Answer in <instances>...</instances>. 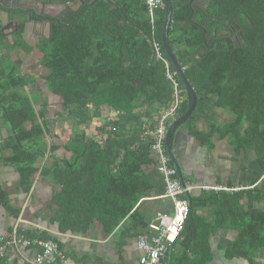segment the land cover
<instances>
[{"label":"trees","instance_id":"obj_1","mask_svg":"<svg viewBox=\"0 0 264 264\" xmlns=\"http://www.w3.org/2000/svg\"><path fill=\"white\" fill-rule=\"evenodd\" d=\"M201 1L206 11L194 8L195 0H171L169 43L197 94L196 109L181 127L202 143L215 135L229 137L235 152L254 150L264 157V0ZM165 14V9L157 13L154 36L165 62L154 55L146 0H96L93 11L81 12L64 30L54 25L40 51L39 66L49 70L42 78L47 89L61 99L76 127L99 120L105 110L113 114L97 128L100 140L81 132L63 146L49 145L48 103L37 92L35 77L23 75L12 57L16 50H31L21 39L6 41L0 27V166L17 173L16 189L24 195L31 193L37 177L59 189L52 197L57 212L50 223L62 234H84L98 222L107 236L120 231L138 238L151 217L140 202L151 195L162 207L160 202H170L162 199L166 184L150 135L162 115L157 119L152 113L171 107L174 95L168 73L176 71L162 45ZM239 15L250 34L247 46L236 49L220 43L221 23L210 18L234 20ZM176 79L183 90L178 119L188 111L191 95L178 75ZM215 110L226 111L230 120L219 124ZM200 121L208 124L207 133L197 130ZM253 192L255 196L191 192L193 212L161 264H208L210 238L226 228L239 231L227 249L229 261L264 264L258 260L264 251V210L242 204L245 199L248 206L264 201V179ZM0 208L15 220L21 213L1 182ZM169 211L159 208L158 214ZM18 235L59 245L46 232L19 227Z\"/></svg>","mask_w":264,"mask_h":264},{"label":"crops","instance_id":"obj_2","mask_svg":"<svg viewBox=\"0 0 264 264\" xmlns=\"http://www.w3.org/2000/svg\"><path fill=\"white\" fill-rule=\"evenodd\" d=\"M163 112L160 108L153 112L152 116L158 119ZM214 113L216 122L221 125L230 120L226 111L215 110ZM196 127L200 132H208V124L205 121L198 122ZM173 151L186 185L195 188L193 191L210 192L213 190L201 188L221 187L227 193L251 192L255 196L254 189L264 179V157H260L254 150L235 152L229 137L221 138L215 135L206 143H202L190 134L188 128L180 126L173 136ZM18 180L19 176L13 169L0 166V182L10 194L13 207L21 210L19 218L15 220L10 213L0 208V236L8 237L10 231L18 226L46 232L58 241L61 251L67 257L65 264H140L142 253L137 246L140 236L138 238L130 235L121 236L120 231L107 236L98 222H95L87 233L62 234L57 225L50 223L57 212L56 207L51 203L52 197L59 189L49 181H41L37 177L31 193L27 196L17 192ZM140 203H143L145 212L151 216L148 217L150 225L148 228L145 226L141 236H154L157 218L160 214L159 208L170 207L166 215L172 216L173 206L171 202H160L165 207L156 204L159 201L154 198V195L143 199ZM242 204L246 209L264 210V201L250 202L248 206L245 199ZM156 213L159 214L155 215ZM204 216H207V212ZM238 236L239 231L235 228L220 229L211 236L212 261L208 264H248L242 259L229 261L226 258L228 247ZM39 253L38 248L22 243L8 250L5 262L7 264H34ZM258 260L264 263V251L260 253Z\"/></svg>","mask_w":264,"mask_h":264},{"label":"built area","instance_id":"obj_3","mask_svg":"<svg viewBox=\"0 0 264 264\" xmlns=\"http://www.w3.org/2000/svg\"><path fill=\"white\" fill-rule=\"evenodd\" d=\"M148 18L152 26V46L154 55L157 60L164 61L161 45L154 40L155 21L157 13L165 9L163 0H146ZM167 66L169 64L167 63ZM177 73H168L174 85L173 103L171 107L165 110L159 117L158 128L150 133L153 137L151 145L153 153L160 161L159 172L163 176L166 190L162 199L169 200L174 208L172 216L162 214L157 218L156 234L154 236H140L137 242L138 249L141 251L140 264H161L163 258L167 254L169 248L174 245L180 238L186 222L190 215L189 204L186 193H191L193 189L189 185L183 188L177 176L174 166H171V160L166 151V134L169 123L174 121L177 112L182 104L183 90L176 79ZM203 190L223 191L221 187H203ZM18 227H15L8 237L0 236V264L6 260L9 249L19 244L36 247L40 253L35 258L34 264H65L67 257L61 251L59 245L52 241L28 240L18 235Z\"/></svg>","mask_w":264,"mask_h":264},{"label":"flooded vegetation","instance_id":"obj_4","mask_svg":"<svg viewBox=\"0 0 264 264\" xmlns=\"http://www.w3.org/2000/svg\"><path fill=\"white\" fill-rule=\"evenodd\" d=\"M93 1L96 0H0V27L6 41L13 43L21 39L27 49L31 50L30 53L21 49L16 50L12 53V57L19 62L21 72L24 71V63L27 59L34 61L31 72L22 74L35 77L37 92L41 93L43 99L47 101L48 108L63 106L61 99L54 96L48 89L39 90L40 83L37 76L40 75L43 78L49 74L48 69L39 66L40 51L45 48L46 42L50 41L54 25L59 24V29L64 30L81 12L93 11ZM107 1L114 2V0ZM245 22L246 19L242 15L234 20H222L221 30L217 35V38L221 40L220 43L233 45L236 49L246 47V39L250 32Z\"/></svg>","mask_w":264,"mask_h":264},{"label":"water","instance_id":"obj_5","mask_svg":"<svg viewBox=\"0 0 264 264\" xmlns=\"http://www.w3.org/2000/svg\"><path fill=\"white\" fill-rule=\"evenodd\" d=\"M165 5V20H164V26L162 29V45L163 49L168 57L169 64L175 69L179 79L181 80L183 86L185 87L186 91L191 95V103L188 111L178 118L176 121L173 122V124L168 128L167 134H166V150L169 155V158L177 172L178 179L180 181V184L183 188H186V182L184 179V175L182 173L181 167L174 155L173 151V136L175 131L182 125L184 122H186L194 113L196 106H197V94L193 87L188 82L184 69L181 67L179 62L176 59L175 54L173 53V50L169 43V28L171 26L172 22V3L171 0H163ZM194 8H200L202 11H206L207 5H203L201 0H195V4L193 5ZM210 21H217L222 22V20H215L214 18H210ZM186 198L189 204L190 214L193 212V198L191 193H186ZM173 246V245H172Z\"/></svg>","mask_w":264,"mask_h":264},{"label":"rangeland","instance_id":"obj_6","mask_svg":"<svg viewBox=\"0 0 264 264\" xmlns=\"http://www.w3.org/2000/svg\"><path fill=\"white\" fill-rule=\"evenodd\" d=\"M16 60V59H15ZM34 61L31 59H27L24 63V71L23 74H27L31 72L33 67ZM42 73V72H41ZM37 79L40 83L39 90L46 91V83L42 80L41 76L38 75ZM54 107V108H53ZM49 113L48 116L51 119V128L52 132L50 136H48L47 141L49 145L57 144V145H64L67 141L71 138L72 135L76 133L85 132L88 137L95 138L97 140L101 139V136L97 132V128L105 122H108L113 117V114L109 110H105L102 112V117L99 120H95L94 122L88 123L86 125L76 127L74 125V121L71 120V114L66 113L61 107L57 106H49ZM61 113L60 117H57V114ZM113 119V118H112ZM58 156H63V151L57 153Z\"/></svg>","mask_w":264,"mask_h":264}]
</instances>
